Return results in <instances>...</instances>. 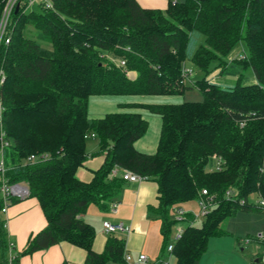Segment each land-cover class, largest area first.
I'll use <instances>...</instances> for the list:
<instances>
[{
    "label": "trees",
    "instance_id": "obj_1",
    "mask_svg": "<svg viewBox=\"0 0 264 264\" xmlns=\"http://www.w3.org/2000/svg\"><path fill=\"white\" fill-rule=\"evenodd\" d=\"M51 1V8H28V0H19L6 25L9 41L0 43V134L10 143L5 176L9 183H28V196L37 198L47 220L9 261L0 214V264H16L62 241L86 250L83 264L122 262L124 240L110 234L97 253L94 230L80 218L90 204L106 209L117 196L124 180L109 176L114 166L156 182L158 204L150 212L161 222L163 252L173 207L197 199L202 189L213 195L204 221L186 225L171 252L175 264H199L223 220L238 210L262 211L248 199L256 193L264 201V0H169L164 10L138 0ZM4 4L0 0V19ZM29 25L34 37L27 36ZM187 62L203 72L193 84L201 101L140 105L161 118L155 152L134 147L148 126L140 113L88 118L91 95L182 94L191 87L181 75ZM217 69L228 83L212 79ZM90 132L105 156L84 182L76 171L86 160ZM41 152L49 157L25 161ZM213 156L222 158L220 170H211ZM228 189L237 192L235 199L226 197Z\"/></svg>",
    "mask_w": 264,
    "mask_h": 264
},
{
    "label": "crops",
    "instance_id": "obj_2",
    "mask_svg": "<svg viewBox=\"0 0 264 264\" xmlns=\"http://www.w3.org/2000/svg\"><path fill=\"white\" fill-rule=\"evenodd\" d=\"M138 1L142 7L161 10H164L169 2V0ZM187 64L191 66L190 62H187ZM127 75L129 78L134 79L136 72L129 70ZM249 79L250 81L255 80L254 76L249 77ZM166 96L173 97V95L145 94L91 95L88 98L87 116L89 119H93L103 117L110 112L140 113L147 120L148 126L144 135L134 142V147L139 152L150 154L155 152L157 147L161 118L140 105L183 102V100L174 102L173 99H169ZM88 139H96L98 141L97 137ZM98 150L99 143L90 150L86 149V160L76 171V176L80 180L84 182L90 181L93 172L103 163L105 154L98 153ZM122 171L123 169L118 166L117 174L114 177L121 178ZM157 198L156 182L146 177L141 181H123L117 196L113 198V201L118 204L116 212H111L109 206L103 209L97 204H90L86 211L80 215V218L91 225L94 230L92 249L97 253H101L108 236L114 234L124 240L123 252L129 253L132 259H136L140 253H145L148 257L146 264H158V260L162 259L163 254H165L163 252V236L160 230L161 222L150 212V208L157 206ZM1 216L5 219L4 228L7 233V240L13 244V255L25 247L31 235L40 231L47 224L46 217L36 197L27 196L17 202H11L5 214H1ZM106 221L112 223L120 222L125 226H129L131 230L127 233L119 231L106 233L103 230V224ZM85 259V249L70 242L62 241L46 249L22 255L18 258L16 264H62L63 262L67 264H83ZM110 263L107 262L106 264Z\"/></svg>",
    "mask_w": 264,
    "mask_h": 264
},
{
    "label": "rangeland",
    "instance_id": "obj_3",
    "mask_svg": "<svg viewBox=\"0 0 264 264\" xmlns=\"http://www.w3.org/2000/svg\"><path fill=\"white\" fill-rule=\"evenodd\" d=\"M27 27L29 29L28 31H30L28 32L27 36L34 37V28L30 25ZM3 38L5 39V36L1 37L0 34V43ZM44 45L47 44L44 43ZM238 52H240L239 46L233 49V51L231 52V54H233H230L231 58H234L236 56L235 54H238ZM187 65V67H189V64ZM192 71V82L189 83V86L191 87L186 88L180 95H173L172 98L170 96L166 97H169V99H173L174 102L180 100L192 102L201 101L203 95L198 88L193 86V84L195 80L201 78L203 72L195 71L194 69ZM218 72L219 70L217 69L212 74V79L216 81V83L221 84L220 82L228 83L230 81L227 76L222 75L220 72ZM246 74L248 77H253L251 71H247ZM97 143L98 141L96 139H87L86 149L90 150L91 148L95 147ZM236 196L237 192L233 191L231 198H234ZM248 203L253 204L254 206H260L258 204L256 193L250 194ZM176 207H180L185 212H187V216L190 215L191 217H193L194 224L200 225L204 221L205 217L199 215L200 206L197 199H190L185 202L179 203L178 205H176ZM176 207L170 212L171 220L175 219ZM188 223V221L184 220L180 223V226L184 228L186 225H188ZM176 232L177 224L176 222H174L170 229L171 240L175 236ZM258 234L264 235V210L236 211L234 214L230 215L228 218L222 221V223L220 224L219 234L213 235L208 239L207 248L200 256L199 264H264V242L260 238H258ZM167 257V254H163V258L167 259ZM168 262V264H175V257L171 255Z\"/></svg>",
    "mask_w": 264,
    "mask_h": 264
},
{
    "label": "built area",
    "instance_id": "obj_4",
    "mask_svg": "<svg viewBox=\"0 0 264 264\" xmlns=\"http://www.w3.org/2000/svg\"><path fill=\"white\" fill-rule=\"evenodd\" d=\"M36 3H43L45 7L51 8L52 7V1L51 0H28L27 7H31L32 5H35ZM16 5L19 7V0H5V4L2 10V15L0 19V34L1 37L5 35L6 31V25L7 21L9 18L10 13L12 12L13 9H15ZM9 39L8 37L4 39L5 43H8ZM242 57V56H241ZM115 62L117 66H125V60L123 59H114L112 60ZM190 67L183 66L181 69V75L183 77L184 82L189 85L191 81V75L193 73ZM0 82L3 79V72L0 71ZM2 111H3V105L0 99V125H1V120H2ZM243 125V123H241ZM4 133L1 131L0 134V139H1V146H0V198L2 199V206L0 209V214H5L7 207L11 203V198L15 197L18 199H23L29 195V186L25 181H18L14 183H9L7 177L5 176V172L8 168V164L6 162V159L4 157V150L7 149L10 145L9 141L4 140ZM86 139L91 138V137H96L94 132H90L85 134L84 136ZM49 155L47 153H41V154H30L26 157L25 161L27 163H32L34 161H42L44 159H47ZM212 165H211V170H220L222 167V158L220 156H213L212 157ZM118 171V166H114L110 173L109 176L114 177L116 176ZM121 178L125 181H141L142 179H145V176H142L138 173L132 172L130 170H125L121 172ZM225 195L227 198H231L232 193L228 189L225 191ZM232 199H235L232 198ZM258 199V204L260 205L259 207L264 210V201L260 198ZM200 206V211L199 215L205 216L210 210L211 206L213 204V195H210L207 190L202 189L201 192L199 193V196L197 198ZM240 203H243L244 200L241 199L239 200ZM117 202L116 201H110L108 206L109 210L111 212H116L117 211ZM188 221V224L194 223V218L188 219L187 218V212H185L182 208L176 207V216L174 221L177 224V232L173 239H169L166 249H165V254L168 255L167 259L162 258L158 260V264H168L169 257L171 256V252L173 249V246L177 240L181 238V235L183 233L184 228L180 226V223L182 221ZM4 226H5V219H4ZM103 230L106 233H115V232H129L131 228L129 226H125L122 223H112V222H104L103 224ZM258 238H260L264 242V235L258 234ZM247 241V240H246ZM12 249H13V244L11 241H7V258L10 261L14 255L12 254ZM123 261L122 262H111L110 264H146L148 262V257L145 253H140L136 259H132L131 255L127 252H123L122 256Z\"/></svg>",
    "mask_w": 264,
    "mask_h": 264
},
{
    "label": "water",
    "instance_id": "obj_5",
    "mask_svg": "<svg viewBox=\"0 0 264 264\" xmlns=\"http://www.w3.org/2000/svg\"><path fill=\"white\" fill-rule=\"evenodd\" d=\"M17 8H18V5H16V7H15V11L17 10Z\"/></svg>",
    "mask_w": 264,
    "mask_h": 264
}]
</instances>
